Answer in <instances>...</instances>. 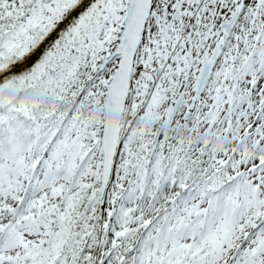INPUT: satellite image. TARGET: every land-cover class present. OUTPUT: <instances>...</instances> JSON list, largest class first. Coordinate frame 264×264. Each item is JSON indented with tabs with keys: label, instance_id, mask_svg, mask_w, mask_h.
Masks as SVG:
<instances>
[{
	"label": "snow or ice",
	"instance_id": "6c2138e0",
	"mask_svg": "<svg viewBox=\"0 0 264 264\" xmlns=\"http://www.w3.org/2000/svg\"><path fill=\"white\" fill-rule=\"evenodd\" d=\"M0 264H264V0H0Z\"/></svg>",
	"mask_w": 264,
	"mask_h": 264
}]
</instances>
